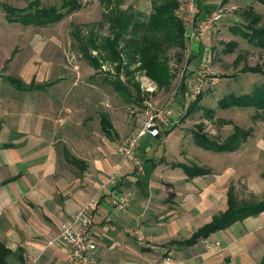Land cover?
Wrapping results in <instances>:
<instances>
[{
  "label": "crops",
  "instance_id": "0c3cea01",
  "mask_svg": "<svg viewBox=\"0 0 264 264\" xmlns=\"http://www.w3.org/2000/svg\"><path fill=\"white\" fill-rule=\"evenodd\" d=\"M190 1L194 19L187 14V51L201 61L212 55L216 42L210 35L191 37L193 23L212 9L239 0ZM241 2L260 14L257 8L264 6L257 0ZM41 6L49 7L42 2ZM17 51L15 47L8 60ZM197 69L191 68L194 73ZM8 76L18 78L21 87L7 81ZM50 82H38L35 76L28 80L0 75V242L11 252L0 264H71L57 240L60 229L94 197L93 235L99 264H264V210L193 244L186 242L228 208V190L234 184L212 170L189 177L184 166L191 163L175 129L159 137L142 136L136 153L144 173L106 141L93 149L90 145L78 157L70 152L82 163L71 161L65 154L68 149L58 145L57 120L53 122L49 115L48 100L38 94ZM180 107L177 115L182 116L185 106ZM206 152L200 151L212 155ZM110 190L129 194L125 210L114 209ZM136 231L153 247L140 246ZM215 241L221 242V248L208 249L206 244Z\"/></svg>",
  "mask_w": 264,
  "mask_h": 264
},
{
  "label": "rangeland",
  "instance_id": "374dc122",
  "mask_svg": "<svg viewBox=\"0 0 264 264\" xmlns=\"http://www.w3.org/2000/svg\"><path fill=\"white\" fill-rule=\"evenodd\" d=\"M29 1L0 0L16 7H24ZM61 1L41 0L47 6L59 5ZM113 1V6L148 15L152 12L154 0ZM179 1L181 5L177 14L186 21L191 1ZM79 3L81 6L75 12L48 26L11 24L0 7V75L10 74L28 80L35 76L38 82L51 81L49 85H43L46 88L38 94L48 100L49 115L54 118L53 122L57 120L59 147L67 148L78 157L89 150L90 145L93 149V146L106 141L118 151L117 144L141 128L147 101L160 106L171 99L174 108L172 119L177 122L172 128L182 136L183 146L180 148L185 149L184 156L191 165L199 162L210 167L214 174L230 179L228 184H234L238 199H263L264 109L220 106L225 96L250 93L264 82L263 74L243 71L245 65L255 66L263 63L264 59V50L249 43L241 31V26L246 23L241 13L249 4L239 0L232 6H219L223 9V18L208 34L212 36V42H216L210 63L204 61L205 56L201 61L199 55L189 56L188 47L182 60L178 59L176 49L169 50L171 85L168 88L142 72H136L133 80H127L125 71H122L120 79L131 92V97H127L111 82L117 76L113 66L105 64L102 69H96L81 55L72 35V23L80 25L84 33L92 23L103 22V25H98L103 34H110V29L101 0H79ZM257 10L263 15L264 23V6ZM15 47L18 48L17 53L8 60ZM231 48L234 50L228 52ZM196 67L207 70V83L203 92L193 98L190 74L194 73L191 68ZM134 82L140 83V95ZM180 105L185 106L182 116L177 115L182 110ZM101 113L109 115L113 138L108 137L101 126ZM235 127L249 133L244 141H239L240 148L233 154L206 149L194 140V134L198 132L216 143H223ZM195 149L212 155L207 157ZM234 167H239V171L234 172ZM229 168L233 171L229 172Z\"/></svg>",
  "mask_w": 264,
  "mask_h": 264
},
{
  "label": "trees",
  "instance_id": "16d2710c",
  "mask_svg": "<svg viewBox=\"0 0 264 264\" xmlns=\"http://www.w3.org/2000/svg\"><path fill=\"white\" fill-rule=\"evenodd\" d=\"M101 1L106 9L104 16L107 17L110 34L106 35L98 30V25H103V22L88 24L86 33L83 32L80 25L72 23V35L78 43L81 55L96 69H102L105 64L113 66L114 74L117 76L111 79V82L118 91L127 97H131V92L120 79L122 71H125L127 80H133L136 72H142L159 83L160 86L168 88L171 85L168 52L171 49H176L178 59L182 60L184 50L187 48L186 24L177 14L181 5L180 1L154 0L152 12L148 15L143 13L139 15L138 11H129L121 9L119 6H113V0ZM257 1L264 4V0ZM0 6L9 23L48 26L72 14L80 8L81 4L79 0H62L59 5L43 7L41 0H32L27 7L23 8L1 2ZM241 16L246 20L245 25L241 26L243 27L241 29L243 36L249 43L264 50L263 15L257 13L253 7H249L243 10ZM233 48L228 49V52L233 51ZM133 66L134 68H132ZM243 71L264 75V59L263 63H257L255 66L245 65ZM6 79L21 87L22 82L18 78L8 76ZM134 85L137 94L140 95V83L134 82ZM220 106L222 108L256 106L258 109H264V82L257 85L250 93L240 95L231 93L225 96L220 102ZM100 117L104 132L108 137L113 138V125L109 115L101 113ZM172 130L173 128H170L164 131V134L167 135ZM248 133V131L235 127V131L223 143H216L198 132L194 134V140L199 146L203 147L204 145L206 149L214 148L220 152H231L239 148V141H244ZM65 154L69 159L72 158L71 161L82 163L81 160L72 157L70 151L66 150ZM184 168L191 178L211 172L210 168L196 164L187 165ZM263 210L264 199L239 200L234 186H230L228 208L216 214L211 222L201 227L186 242L193 244L201 237H208L217 230L227 228L232 223L247 216L259 214ZM10 253V250L0 242V262H3Z\"/></svg>",
  "mask_w": 264,
  "mask_h": 264
},
{
  "label": "built area",
  "instance_id": "2783aa9c",
  "mask_svg": "<svg viewBox=\"0 0 264 264\" xmlns=\"http://www.w3.org/2000/svg\"><path fill=\"white\" fill-rule=\"evenodd\" d=\"M221 8L212 9L207 15L197 23H193L191 37L203 38L207 36L215 25L223 18ZM190 17L194 19L193 6L188 8ZM205 62H211V56L204 58ZM207 70L197 69L190 77V86L193 98L197 97L204 90L207 83L205 80ZM173 98V95H172ZM174 108L169 99L163 105H155L149 101L145 103V120L142 127L129 138L117 144L125 160L134 164L139 173H144V164L136 153V148L144 134L152 137H159L164 131L172 128L177 122L173 118ZM106 185H103L105 188ZM109 195L112 199L113 207L116 211L125 210L129 205V194L124 190H110ZM96 198H92L74 213L68 223L62 225L57 240L66 250L68 260L71 264H99L97 254V243L93 235L94 226V206ZM137 243L145 248H152L153 245L143 233L136 231ZM208 249L217 250L221 248V242H208Z\"/></svg>",
  "mask_w": 264,
  "mask_h": 264
}]
</instances>
